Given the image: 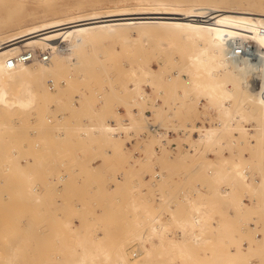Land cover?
<instances>
[{
    "label": "rangeland",
    "instance_id": "1",
    "mask_svg": "<svg viewBox=\"0 0 264 264\" xmlns=\"http://www.w3.org/2000/svg\"><path fill=\"white\" fill-rule=\"evenodd\" d=\"M250 1L0 0V36L81 12H195V2L231 17ZM156 23L72 47L87 64L0 61V264H264V94L243 85L225 108L187 62L211 31ZM242 39L233 45L260 65L264 38ZM24 48L46 49L16 54ZM163 139L174 149L158 150Z\"/></svg>",
    "mask_w": 264,
    "mask_h": 264
},
{
    "label": "bare ground",
    "instance_id": "2",
    "mask_svg": "<svg viewBox=\"0 0 264 264\" xmlns=\"http://www.w3.org/2000/svg\"><path fill=\"white\" fill-rule=\"evenodd\" d=\"M188 7L195 9V12H180L177 11L176 8L156 6L153 8H132L128 9L131 11L127 12L120 11V9H110L105 13L98 11L81 12L66 17L42 20L29 24L30 26L27 29L22 30L16 35L5 33V35L0 36V61L8 62L9 58L15 56L22 47L31 44H38L40 47L48 48V50L51 51L50 60L59 55L66 54L67 59L72 62L81 61L83 64H87L89 63L91 56L89 54L88 56L86 54L83 55V53L71 55L68 52L73 49L72 47L87 43L90 44L95 41L97 37L105 36L106 34L109 35L110 33L117 31L119 28L154 27L158 24L156 22H169L168 24L170 25L166 24L172 28V25L185 24L186 26V23H189L191 25L189 26L187 24L186 26L189 28H186L184 25L182 26L186 28V31L187 29L188 31L192 30V28H190L191 26H197V30H199V27L204 28L202 30L208 32L209 35L213 34L212 37L214 38L212 45L210 44L209 46H206L203 44L202 47L198 42L201 41V38L199 37H203V35L207 33L204 31V34L202 35L203 31L201 30L198 31V33L191 31L193 34L195 33L194 35H198L200 32L201 36H196V38H199L200 40L196 41V39H194L193 41L195 42L194 46L197 45L198 47V45H200L201 47H196V49H193L192 52L190 51L187 56L189 60L187 62H189L191 66H194L197 69L202 68L207 75V80L202 82L206 95H209L212 99L220 100L224 107L228 109L230 106L227 105L225 101L233 99L237 93L243 94V85L247 88L260 89L264 94V59L261 58V63L259 62L260 65H257V62L252 60L253 58L249 59L244 55L246 47L242 41L235 44L236 46L233 45L236 38H243L242 40L250 39L252 36H256V38H264V0H258L257 2L253 0L242 4L240 7L236 6V10L232 11V14L235 15H231V17L223 15L225 11L224 8L218 5H212L211 3L195 2ZM162 13L172 14L165 17L171 19L163 21L149 19L164 17L153 15ZM253 20H255L256 23L252 22ZM178 25L174 27L177 28L179 27ZM159 26L160 25H158V27ZM182 30H184V28ZM194 30L196 29L194 28ZM210 31L212 34H210ZM190 34L191 33H189V35ZM185 35H187V37L189 36L188 33ZM192 35L190 36L195 37ZM212 46H215L218 49L212 48ZM237 47H243V51L239 56L233 55L234 53H232V49L234 48L235 52L238 53ZM250 48L253 47L251 46ZM31 49L34 50L33 48ZM213 49H216L217 51H213ZM261 51L262 50L258 49V56L261 55ZM254 54L256 55V53ZM227 55H230L231 57H227ZM39 59L41 58L37 55L31 61L19 63H31ZM141 70L146 75L151 73V71L144 66H141ZM254 73H257L258 76L255 84L251 81ZM197 83L199 85V81H197ZM241 110L242 109L240 108L239 112H241ZM103 129L110 133L115 131L116 126L110 124L106 125ZM189 222L192 225L195 224L194 220H189ZM155 230L158 229L155 228ZM199 239L200 237L197 238V240ZM146 247L150 250V246ZM88 252L89 251L86 250L84 254L91 253ZM126 259V251L120 250V261L126 262Z\"/></svg>",
    "mask_w": 264,
    "mask_h": 264
},
{
    "label": "built area",
    "instance_id": "3",
    "mask_svg": "<svg viewBox=\"0 0 264 264\" xmlns=\"http://www.w3.org/2000/svg\"><path fill=\"white\" fill-rule=\"evenodd\" d=\"M243 51V47H237V52L241 53ZM39 56L43 61H50L51 59V51L48 49L43 50L42 52H40L39 54H37L36 51L32 50V49H27V50H23L22 52L16 54L13 57H10L8 60V66L9 67H13L15 65H17L19 62H25V61H31L33 60L36 56ZM150 126L153 128L154 125L153 123H150ZM168 136H169V132H168ZM168 139H163V142L161 143V145L157 146V149L160 150V148L162 146H168L174 149V147L176 146L175 143H170Z\"/></svg>",
    "mask_w": 264,
    "mask_h": 264
},
{
    "label": "crops",
    "instance_id": "4",
    "mask_svg": "<svg viewBox=\"0 0 264 264\" xmlns=\"http://www.w3.org/2000/svg\"><path fill=\"white\" fill-rule=\"evenodd\" d=\"M256 181H258L257 179H255ZM50 214L48 215V218H50L51 216H58V212L57 210H55L54 212H49ZM52 229L50 226H44V230L47 232L48 230ZM53 229H56L55 226H53Z\"/></svg>",
    "mask_w": 264,
    "mask_h": 264
}]
</instances>
